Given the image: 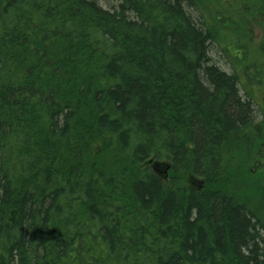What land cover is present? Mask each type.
Listing matches in <instances>:
<instances>
[{
  "label": "trees",
  "instance_id": "1",
  "mask_svg": "<svg viewBox=\"0 0 264 264\" xmlns=\"http://www.w3.org/2000/svg\"><path fill=\"white\" fill-rule=\"evenodd\" d=\"M214 13L264 0H0V264H264L262 80Z\"/></svg>",
  "mask_w": 264,
  "mask_h": 264
},
{
  "label": "rangeland",
  "instance_id": "2",
  "mask_svg": "<svg viewBox=\"0 0 264 264\" xmlns=\"http://www.w3.org/2000/svg\"><path fill=\"white\" fill-rule=\"evenodd\" d=\"M248 3V2H246ZM241 10L243 8H240ZM255 17L257 12L254 11ZM212 21L219 26L220 37H217V41L213 47V54L211 55L215 63L224 72L231 74L232 72L239 76L240 88L245 85L247 77L255 80L261 78V82L248 84L247 89L251 91V95L256 99L259 104L264 103L262 93H264V16L252 20H246L244 27L241 29L239 36L236 38L234 32L228 27L223 26L224 22L230 19H235L230 14H211ZM218 18V22L214 19ZM231 24V23H230ZM234 55V57H232ZM247 63V67L241 64L244 61ZM252 85V86H250ZM156 169H163L157 163L153 164ZM161 171V170H159ZM191 181V180H189Z\"/></svg>",
  "mask_w": 264,
  "mask_h": 264
},
{
  "label": "flooded vegetation",
  "instance_id": "3",
  "mask_svg": "<svg viewBox=\"0 0 264 264\" xmlns=\"http://www.w3.org/2000/svg\"><path fill=\"white\" fill-rule=\"evenodd\" d=\"M257 8H261V9H263V7L261 6V4H256L255 5ZM263 88H264V84H263V86H262ZM262 98H264V93H262ZM251 99H252V101H253V103H254V105L256 104L258 107H259V110H260V113H257V116H256V120H255V122L256 123H260V125H262V129H261V131H260V134H261V139H262V142H263V144H264V103L263 104H259L257 101H256V99L253 97V96H251ZM256 107V106H255ZM258 127H260L259 125H257V128ZM261 128V127H260ZM262 144V145H263ZM253 169H255L254 167H253Z\"/></svg>",
  "mask_w": 264,
  "mask_h": 264
}]
</instances>
